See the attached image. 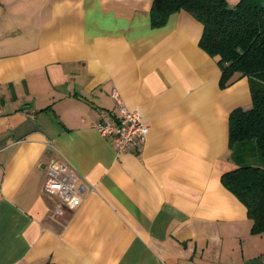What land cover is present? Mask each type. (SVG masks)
<instances>
[{
    "label": "crops",
    "instance_id": "crops-1",
    "mask_svg": "<svg viewBox=\"0 0 264 264\" xmlns=\"http://www.w3.org/2000/svg\"><path fill=\"white\" fill-rule=\"evenodd\" d=\"M152 3L0 0V264L264 260V233L221 182L248 78L223 86L202 23L180 9L152 27ZM113 92L149 126L136 151L93 127L117 116ZM55 159L95 188L62 214L43 190Z\"/></svg>",
    "mask_w": 264,
    "mask_h": 264
},
{
    "label": "trees",
    "instance_id": "trees-1",
    "mask_svg": "<svg viewBox=\"0 0 264 264\" xmlns=\"http://www.w3.org/2000/svg\"><path fill=\"white\" fill-rule=\"evenodd\" d=\"M184 9L203 26L199 45L217 58L221 84L246 76L251 105L229 118V146L235 169L221 176L223 185L246 206L251 231L264 233V0H153L152 27Z\"/></svg>",
    "mask_w": 264,
    "mask_h": 264
},
{
    "label": "built area",
    "instance_id": "built-area-1",
    "mask_svg": "<svg viewBox=\"0 0 264 264\" xmlns=\"http://www.w3.org/2000/svg\"><path fill=\"white\" fill-rule=\"evenodd\" d=\"M113 95L117 116L114 119L97 120L93 127L113 143L117 152L136 151L145 140L149 126L138 110L128 108L115 92ZM94 189L92 184L80 178L66 162L55 159L46 165L43 190L56 198L55 214H62L65 209L75 210ZM260 264H264V260Z\"/></svg>",
    "mask_w": 264,
    "mask_h": 264
}]
</instances>
